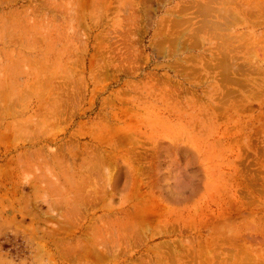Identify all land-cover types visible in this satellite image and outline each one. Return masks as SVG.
<instances>
[{
  "label": "rangeland",
  "instance_id": "1",
  "mask_svg": "<svg viewBox=\"0 0 264 264\" xmlns=\"http://www.w3.org/2000/svg\"><path fill=\"white\" fill-rule=\"evenodd\" d=\"M261 1L0 0V264H264Z\"/></svg>",
  "mask_w": 264,
  "mask_h": 264
},
{
  "label": "bare ground",
  "instance_id": "2",
  "mask_svg": "<svg viewBox=\"0 0 264 264\" xmlns=\"http://www.w3.org/2000/svg\"><path fill=\"white\" fill-rule=\"evenodd\" d=\"M227 1H228V0H227ZM263 1H264V0H263ZM263 1H261V2H263ZM245 3H246V2H245ZM257 3H258V2H257ZM234 4H235V3H234ZM246 4H247V3H246ZM250 4H252V3L250 2ZM255 4H256V1H255ZM190 5H191V4H190ZM236 5H237V4H236ZM238 5H239V4H238ZM249 6H250V5H249ZM255 6H256V5H255ZM253 7H254V6H253ZM253 7H252V8H253ZM78 8H79V7H78ZM246 8H247V7H246ZM238 9H239V8H238ZM244 9H245V8H244ZM222 10H223V9H222ZM241 10H242V9H241ZM249 10H251V9H249ZM260 10H261V9H260ZM79 11H80V10H79ZM256 11H257V10H256ZM224 12H225V11H224ZM246 12H248V11H246ZM258 12H259V11H258ZM233 14H234V13H233ZM246 14H247V13H246ZM248 14H249V13H248ZM256 14H257V13H256ZM225 15H226V14H225ZM228 16H229V15H228ZM233 17H234V16H233ZM237 18H238V17H237ZM219 19H220V18H219ZM227 21H228V20H227ZM202 22H203V21H202ZM231 22H232V21H231ZM232 23H233V22H232ZM239 24H240V23H239ZM251 24H252V23H251ZM197 28H198V27H197ZM173 35H174V34H173ZM224 36H225V34H224ZM216 37H218V36H216ZM220 39H221V38H220ZM233 42H234V41H233ZM190 45H191V44H190ZM229 45H230V44H229ZM221 46H222V45H221ZM222 47H223V46H222ZM256 47H258V46H256ZM243 48H244V47H243ZM223 49H224V48H223ZM229 49H230V48H229ZM219 50H220V49H219ZM224 50H225V49H224ZM222 51H223V50H222ZM250 51H251V50H250ZM250 51H248V52H250ZM261 51H262V50H261ZM261 51H260V52H261ZM219 52H220V51H219ZM221 53H222V52H221ZM223 53H224V51H223ZM214 57H215V56H214ZM224 58H225V57H224ZM228 61H229V60H228ZM226 63H227V62H226ZM227 64H228V63H227ZM224 67H225V66H224ZM229 68H230V67H229ZM230 70H231V69H230ZM225 72H226V70H225ZM227 73H228V72H227ZM227 73H226V74H227ZM234 73H235V71H234ZM227 78H228V76H227ZM227 83H228V82H227ZM43 87H44V86H43ZM54 110H55V109H54ZM50 113H51V112H50ZM55 113H56V111H55ZM0 114H1V113H0ZM46 114H47V113H46ZM46 114H45V115H46ZM48 114H49V113H48ZM45 115H44V116H45ZM6 116H7V115H6ZM47 116H48V115H47ZM2 117H3V116H2ZM44 120H45V119H44ZM55 120H56V119H55ZM24 122H25V121H24ZM29 124H30V123H29ZM16 125H17V124H16ZM28 129H29V128H28ZM16 131H17V130H16ZM30 131H31V130H30ZM4 133H5V132H4ZM13 133H14V131H13ZM20 133H21V131H20ZM22 136H23V135H22ZM55 156H56V155H55ZM99 159L102 160L101 156H100ZM93 162H94V161H93ZM93 162H92V163H93ZM98 162H99V161H98ZM98 162H97V163H98ZM103 162H104V161H103ZM103 162L101 161L102 164H103ZM98 164H99V166H97V167H101V166H102V165L100 164V162H99ZM98 164L95 163V164H92V165H98ZM82 168H83V167H82ZM89 168H92V167L89 166ZM94 168H96V167H94ZM94 168H92V170H93ZM83 169H84V168H83ZM97 170H99V169L96 168V171H97ZM83 171H84V170H83ZM84 172H85V171H84ZM87 172H89V171L87 170ZM87 172H86V173H87ZM90 172H92V171H90ZM90 172H89V174H90ZM86 175H87V174H86ZM79 176H80V175H79ZM83 177H84V176H83ZM105 177H106V176H105ZM135 190H136V189H135ZM134 196H135V195H134ZM148 205H149V204H148ZM147 208H148V207H147ZM147 208H146V209H147ZM143 212H145V211H143ZM148 212H149V211H147V213H148ZM139 213H142V212H139ZM148 214H149V213H148ZM142 215H144V214H142ZM145 215H146V213H145ZM138 216H139V215H138ZM140 217H142V216H140ZM139 219H141V218H139ZM144 219H145V218H144ZM144 219H142V221H143ZM142 221H141V222H142ZM146 221H147V220H146ZM126 230H127V229H126ZM52 232H53V231H52ZM53 233H54V232H53ZM213 241H214V240H213ZM122 242H123V241H122ZM67 243H68V242H67ZM76 243H77V242H76ZM226 244H227V243H226ZM85 247H86V246H85ZM92 247H93V246H92ZM240 250H241V249H240ZM94 251H95V250H94ZM102 253H104V252H101V254H102ZM90 254H91V253H90ZM191 254H192V253H191ZM81 255H82V254H81ZM95 255H97L98 259H99V258L101 259L103 254L100 256L99 253H98V254L95 253ZM98 255H99V256H98ZM173 255H174V254H173ZM208 255H209V253H208ZM84 256H85V255H84ZM82 257H83V256H82ZM248 257H249V256H248ZM172 258H173V257H172ZM94 259H95V258H94ZM100 259H99V260H100ZM202 259H203V258H202ZM96 261H97V259H96ZM100 261H101V260H100ZM169 261H170V260H169ZM203 261H204V260H203ZM221 261H222V260H221ZM228 261H229V260H228ZM253 261H254V260H253ZM74 262H75V261H74ZM261 262H262V261H261ZM171 263H172V262H171ZM204 263H205V261H204ZM207 263H208V262H207ZM245 263H246V262H245ZM243 264H244V263H243Z\"/></svg>",
  "mask_w": 264,
  "mask_h": 264
}]
</instances>
